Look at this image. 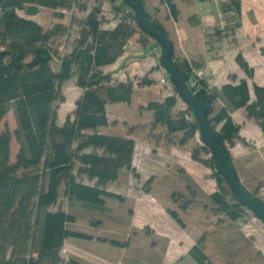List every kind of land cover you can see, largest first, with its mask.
<instances>
[{
    "label": "trees",
    "instance_id": "trees-1",
    "mask_svg": "<svg viewBox=\"0 0 264 264\" xmlns=\"http://www.w3.org/2000/svg\"><path fill=\"white\" fill-rule=\"evenodd\" d=\"M236 4L239 13L240 4ZM29 5L71 9L74 0H0V264H61V250L67 238L91 237L67 228V223L75 221L74 215L63 210H50L60 197V187L65 185L70 198L104 205V196L119 197L104 186L117 181L122 169L133 167L135 139L102 134L98 128L109 124L108 103H131L134 82H114L112 75L101 68L115 63L124 53L138 24L134 13L132 22L124 17L114 29H103L102 7H94L81 26L73 51L60 58L56 71L52 67L56 55L52 40L67 31L65 28L45 30L38 22L19 15L18 11ZM123 5L127 7L124 2ZM169 7L173 17L177 18L176 5L170 3ZM153 22L169 39L165 28ZM141 31L148 35L143 29ZM140 43L146 45L148 41L140 40ZM170 43L174 48L171 40ZM236 60L248 75L253 76L254 70L242 54H238ZM173 61L187 83L192 67L187 61L177 62L175 54ZM74 76L84 91L76 103L74 118L68 116L65 123L59 125L57 103L65 99L61 87ZM201 82L204 90L190 91L206 105L210 129L220 133L225 152L232 162L229 146L240 139L241 126L234 122L227 108L210 117L214 114L213 105L218 95L210 93L208 86ZM152 83L144 78L139 85ZM172 84L178 93L173 81ZM222 93L233 108H245L248 117L254 118L264 130V86L254 84L256 100L253 102L246 80L236 86L225 85ZM176 105L177 97L173 95L163 102H150L142 109L154 113L153 126L166 128L171 144L176 142L172 136L183 133L179 140L182 146L196 136L199 126L191 109L192 119L186 112L175 113ZM13 106L19 128L11 132L6 123L2 129V124ZM14 135L20 148L16 161L12 162ZM204 152L211 154L205 145L195 149L193 159L210 163L217 169L213 156L202 158ZM83 176L96 183L89 185L78 181ZM216 177L222 184L224 178L219 171ZM213 198L219 209L233 220L243 212L244 207L238 200L232 205L221 193H214ZM113 244L118 245L117 242ZM190 253L199 264H214L199 245H195ZM68 264L86 263L72 257Z\"/></svg>",
    "mask_w": 264,
    "mask_h": 264
},
{
    "label": "rangeland",
    "instance_id": "rangeland-1",
    "mask_svg": "<svg viewBox=\"0 0 264 264\" xmlns=\"http://www.w3.org/2000/svg\"><path fill=\"white\" fill-rule=\"evenodd\" d=\"M103 1L74 0L71 9L57 10L29 5L18 13L38 22L45 30L66 29L67 34H57L52 40V48L56 51L52 67L58 71L60 58L71 52L73 38L85 21L86 14L82 10L90 9V12L94 7L101 6L103 12ZM112 1L118 2L113 6L114 13L117 15L123 12L124 17L132 22L135 11L125 7L123 0ZM138 1L142 2L152 21L160 24V18L167 15L178 21L179 11L177 18H174L169 7L175 0ZM236 3L240 4L239 13L236 11ZM154 8L158 13L154 14ZM222 9L226 12L235 11L237 17H240L242 1L226 0ZM108 22L104 17L103 29L108 28ZM136 30L131 39L137 38L139 42L148 41L157 46L156 40L143 33L139 25ZM157 51L161 57L160 46H157ZM174 54L177 62L185 61L176 51L175 45ZM162 75L171 77L165 69ZM161 78L159 83L166 90L169 89V96L177 97L175 113L186 112L192 119L189 106L176 93L172 80L166 85L161 82ZM80 92L77 76L62 85L61 93L65 99L57 103L59 124L63 125L68 116L74 118ZM150 100L149 97L147 102ZM109 114L112 119H119L113 128L114 133H120L124 124V129L139 139L134 154L136 166L123 169L117 181L104 186L107 191L119 195L118 198L104 196V205L70 198L65 185L60 187V197L50 210H63L74 215L75 221L67 223V228L91 237H69L61 250V264H68L72 257L80 258L86 264H199L190 253L195 245H199L214 264H264V222L246 207L237 220L231 219L219 209L213 198L214 193H221L232 205L237 203V199L224 180L222 184L218 182V170L212 164L193 159V151L204 145L199 132L181 146L179 140L183 133L172 136L176 142L171 144L167 139L166 128L153 126L152 111L139 106L123 107L110 103ZM5 123L11 132L19 128L14 106L4 118L2 129ZM145 144L149 145V150ZM173 147L183 151H172ZM19 148L20 143L14 135L11 144L12 162L16 161ZM211 157L212 154L202 153L203 159ZM78 181L89 185L96 183L85 176L79 177ZM250 181H254V184L247 183V190L264 202V166L261 165L256 174H250Z\"/></svg>",
    "mask_w": 264,
    "mask_h": 264
},
{
    "label": "crops",
    "instance_id": "crops-1",
    "mask_svg": "<svg viewBox=\"0 0 264 264\" xmlns=\"http://www.w3.org/2000/svg\"><path fill=\"white\" fill-rule=\"evenodd\" d=\"M225 1L175 0L174 4L179 11L178 21L168 15L165 18L159 17L161 20L159 21L175 45L176 51L208 86L209 92L218 95L213 105V116L222 108H227L234 122L241 126L240 139H237L229 150L240 181L249 190L247 183L254 184V181H250V174H256L259 167L264 166V130L254 118L248 117L245 108H233L222 91L225 85L236 86L242 80H246L253 102L256 100L254 84L264 86V2L241 0L242 12L241 16L237 17L235 11L226 12L222 9ZM117 3L112 0L103 1V16L109 21L108 30L114 29L124 17L123 12L117 15L114 13L113 6ZM89 10H82L86 14L84 20ZM153 10L154 14L158 13L155 8ZM79 35L80 30L73 38L71 52ZM71 52L69 51L68 54ZM238 54H242L250 68L254 70L253 76L248 75L238 64L236 60ZM159 58L160 52L157 51V46L151 42L143 46L136 38L128 41L124 53L115 63L101 68L104 73L111 74L116 81L135 82L130 105L119 102L115 103L116 106L146 107L150 102H163L169 96V89L166 90L159 83L164 70ZM145 77L153 81L152 85L144 87L137 85L139 80ZM82 94L81 88L80 96ZM149 97L151 100L147 102ZM109 106L110 103L106 106L109 124L99 127V132L111 136L134 138L137 146L139 139L129 134L127 129H124V124L120 133H114L113 128L119 119H112ZM145 145L149 150V145ZM173 150L183 151L176 147H173ZM135 164L134 155V167Z\"/></svg>",
    "mask_w": 264,
    "mask_h": 264
},
{
    "label": "water",
    "instance_id": "water-1",
    "mask_svg": "<svg viewBox=\"0 0 264 264\" xmlns=\"http://www.w3.org/2000/svg\"><path fill=\"white\" fill-rule=\"evenodd\" d=\"M124 4L136 13V21L141 29L159 43L162 51L160 63L170 74L171 80L178 89L181 99L189 106L196 123L199 126V134L203 144L209 147L218 171L221 173L226 184L232 190L235 198L243 206L251 210L264 222V202L252 195L241 183L238 173L222 144L219 132L210 129L209 112L204 103L197 99L189 90L185 79L173 61L174 48L168 37L158 30L154 22L148 17L144 6L138 0H123Z\"/></svg>",
    "mask_w": 264,
    "mask_h": 264
},
{
    "label": "built area",
    "instance_id": "built-area-1",
    "mask_svg": "<svg viewBox=\"0 0 264 264\" xmlns=\"http://www.w3.org/2000/svg\"><path fill=\"white\" fill-rule=\"evenodd\" d=\"M161 82L167 85L171 82V79L165 75L161 78ZM187 86L189 90H194L195 93L204 90V85L194 71L189 74Z\"/></svg>",
    "mask_w": 264,
    "mask_h": 264
},
{
    "label": "clouds",
    "instance_id": "clouds-1",
    "mask_svg": "<svg viewBox=\"0 0 264 264\" xmlns=\"http://www.w3.org/2000/svg\"><path fill=\"white\" fill-rule=\"evenodd\" d=\"M171 78V77H170Z\"/></svg>",
    "mask_w": 264,
    "mask_h": 264
}]
</instances>
